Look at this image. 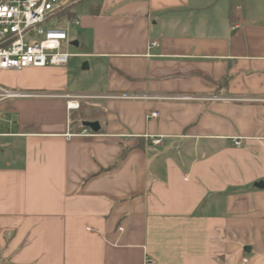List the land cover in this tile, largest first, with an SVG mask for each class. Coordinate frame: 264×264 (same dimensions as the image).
Returning a JSON list of instances; mask_svg holds the SVG:
<instances>
[{"label": "crops", "instance_id": "0c3cea01", "mask_svg": "<svg viewBox=\"0 0 264 264\" xmlns=\"http://www.w3.org/2000/svg\"><path fill=\"white\" fill-rule=\"evenodd\" d=\"M72 3L82 68L0 72L35 94L0 101V264H264V0Z\"/></svg>", "mask_w": 264, "mask_h": 264}, {"label": "built area", "instance_id": "2783aa9c", "mask_svg": "<svg viewBox=\"0 0 264 264\" xmlns=\"http://www.w3.org/2000/svg\"><path fill=\"white\" fill-rule=\"evenodd\" d=\"M72 4V0H0V72L66 66L71 58L83 56L68 50V46L73 45L69 35L71 27L80 25L79 16L71 12ZM150 44L158 45L157 41ZM34 95L0 83V101ZM82 97L85 96H72L75 101L69 102L68 106L78 108L76 99ZM158 115V112L151 114L154 118ZM83 133L91 132L84 130ZM235 144L240 146V139ZM247 262L248 259H244V263ZM144 264L157 262L146 255Z\"/></svg>", "mask_w": 264, "mask_h": 264}, {"label": "rangeland", "instance_id": "374dc122", "mask_svg": "<svg viewBox=\"0 0 264 264\" xmlns=\"http://www.w3.org/2000/svg\"><path fill=\"white\" fill-rule=\"evenodd\" d=\"M74 29H75V26H72L71 27V30L69 32V35H70V39L72 38V32H74ZM68 50L71 51V52H76L78 51V48L74 47L73 45H69L68 46ZM85 61L84 58L82 57H73L71 58V64L72 63H77L76 66L77 67H83V62Z\"/></svg>", "mask_w": 264, "mask_h": 264}, {"label": "water", "instance_id": "95a60500", "mask_svg": "<svg viewBox=\"0 0 264 264\" xmlns=\"http://www.w3.org/2000/svg\"><path fill=\"white\" fill-rule=\"evenodd\" d=\"M75 46L78 45V42H73ZM84 126L90 128L94 132H98L100 130V123L98 121H85ZM258 186L264 187V183H260Z\"/></svg>", "mask_w": 264, "mask_h": 264}, {"label": "trees", "instance_id": "16d2710c", "mask_svg": "<svg viewBox=\"0 0 264 264\" xmlns=\"http://www.w3.org/2000/svg\"><path fill=\"white\" fill-rule=\"evenodd\" d=\"M80 108H84V110L86 111L87 109H94L93 106H88L87 103L81 102L79 105ZM84 123V122H83ZM82 128V126H81Z\"/></svg>", "mask_w": 264, "mask_h": 264}]
</instances>
